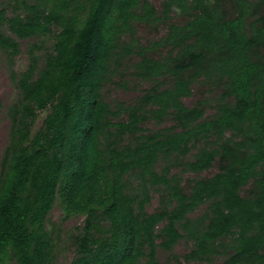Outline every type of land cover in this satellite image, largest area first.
<instances>
[{
    "label": "trees",
    "instance_id": "16d2710c",
    "mask_svg": "<svg viewBox=\"0 0 264 264\" xmlns=\"http://www.w3.org/2000/svg\"><path fill=\"white\" fill-rule=\"evenodd\" d=\"M17 2L12 17L0 10V48L15 56L19 40L43 41L13 72L20 100L0 170V264H53L47 219L58 201L67 218L86 217L72 264H161L159 247L182 239L193 245L188 263L225 250L221 264H264V0H162L160 12L149 0ZM157 21L167 33L141 48L134 72L153 87L115 109L104 89L138 49L124 39ZM203 86L217 92L211 117L208 99L185 101ZM214 166L188 189L172 174ZM155 187L164 200L149 213Z\"/></svg>",
    "mask_w": 264,
    "mask_h": 264
},
{
    "label": "rangeland",
    "instance_id": "374dc122",
    "mask_svg": "<svg viewBox=\"0 0 264 264\" xmlns=\"http://www.w3.org/2000/svg\"><path fill=\"white\" fill-rule=\"evenodd\" d=\"M157 11H162V0H149ZM17 0H0V10L7 9L8 17H12L17 13ZM176 22H184V19H175ZM7 33L16 38V35L12 34L8 29ZM167 33L166 22L156 23H138L136 25V36L126 37L124 41L126 43L134 42V47H138L133 55L128 57L119 68H115L112 73L111 82L104 89V96L107 102L117 109L119 104L133 105L136 99L147 93L149 89L153 87V82L146 80L142 81L134 75L135 65L139 61V52L143 46L152 47L158 43ZM42 38H30L25 40H19L20 53L18 55H11L0 48V170L2 159L5 150L9 144L10 130L12 120L10 117V109L20 100V91L17 87L13 72L19 76L26 71L30 66V52L35 44L41 45ZM52 44V39H46V46ZM167 49H159L156 53V57H161ZM43 51L38 52L42 54ZM166 83L170 84L169 79H162ZM167 84V85H168ZM216 89L210 86H203L200 90L195 89L194 95L191 98L186 99L188 105L195 104L198 100L203 98L208 99L209 108L207 116L211 117L215 110L213 109L214 99L216 97ZM47 112H42L36 122L35 129H40L43 125ZM125 118V115H123ZM122 117V118H123ZM172 122L168 119L164 124H158L154 120H148L144 124L146 131H158L165 127L171 126ZM162 164L159 165L161 168ZM218 166H214L209 171L194 174L185 171L182 167H176L172 170V174L178 175L182 179V183L186 189L190 187V182L196 178L211 177L218 173ZM131 183L134 187L137 186V182L133 177ZM164 190L162 188H151L150 195L151 201L148 203L146 210L149 213H155L161 206L164 200ZM167 203V202H166ZM207 205L202 206L196 210L192 217H200L205 214ZM86 223V217L82 215H74L71 218H67V213L58 201L51 210L48 219L47 227L50 231L53 246V264H72L77 257L76 236L79 235ZM107 225L103 224L95 232L96 236H102L103 229H106ZM228 242V241H227ZM160 243V241H159ZM193 249L192 243L187 239H182L172 251H166L159 247L158 260L161 264H221L227 258L225 250H221L219 255L211 258L210 261L202 262H190L185 259V255L190 253ZM232 252V251H231ZM5 264H17L15 260L8 259Z\"/></svg>",
    "mask_w": 264,
    "mask_h": 264
}]
</instances>
